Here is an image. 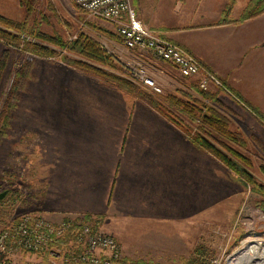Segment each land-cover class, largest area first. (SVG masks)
Listing matches in <instances>:
<instances>
[{
	"label": "crops",
	"instance_id": "1",
	"mask_svg": "<svg viewBox=\"0 0 264 264\" xmlns=\"http://www.w3.org/2000/svg\"><path fill=\"white\" fill-rule=\"evenodd\" d=\"M4 2L20 7L17 0ZM131 2L144 25L183 46L264 113V14L237 24H220L227 0ZM119 40V49L134 56ZM144 59L152 63L159 82L183 77L168 62L148 55ZM73 74L80 80L69 87L65 113H51L65 124L55 126L49 147L41 154L39 182L44 198L37 208L54 222L80 214L101 216V229L121 238V233L161 232L155 227L164 225V218L168 225L171 217L179 219L178 203L186 200V170L192 183L196 166L200 169L201 148L148 105L102 82Z\"/></svg>",
	"mask_w": 264,
	"mask_h": 264
},
{
	"label": "rangeland",
	"instance_id": "2",
	"mask_svg": "<svg viewBox=\"0 0 264 264\" xmlns=\"http://www.w3.org/2000/svg\"><path fill=\"white\" fill-rule=\"evenodd\" d=\"M1 1L0 14L5 13V16L18 21L26 20L28 24L37 26L44 33H57L67 40L74 38L78 31H82L114 54L122 65L133 60L131 52L126 53L119 49L122 46L114 24L107 20L87 19L75 0H32L34 10L29 15L20 5L19 8L6 6L4 0ZM246 2L247 0H236L232 17L239 16ZM40 44L59 54L33 56L12 49L6 57L0 77L1 113L17 70L24 66L28 59L32 61L30 79L24 88L20 87L22 91L18 95V100L11 103L8 127L0 139V193H4L0 198V232L25 212L41 213L37 207L42 204L44 193H41L44 186L42 187L39 182L43 175L39 162L41 154L44 149H48L55 134V126L62 128L65 124L64 120H57V116H51V113H65L64 101L69 93V87L76 79L80 80L73 72L84 76L86 80L102 82L98 77L89 76L67 65L60 56L63 52L54 45L47 42ZM1 50L0 43V52ZM132 53L138 55L137 52ZM63 54H67L69 58L84 60L73 52ZM95 65L120 74L132 82L122 69L117 71L98 63ZM192 80L177 76L172 82L165 83L160 79L162 92L158 94L182 90L199 99L200 97L191 89ZM175 83L176 85H173ZM105 86L114 88L107 84ZM227 95L229 96L228 93ZM227 95L226 98L217 96L222 106L213 103L212 105L229 119L231 129L240 131L245 137L246 150H240L250 156L252 161L250 172L257 181L264 184V173L259 168V165L264 163V153L254 140L257 138L264 143V125ZM4 113L6 114V111ZM184 120L185 124L189 125V121ZM201 152L200 169L198 170L196 166L195 176L192 173V183L189 181L190 171L186 170V200L178 203L179 219L171 217L168 225L164 218L162 220L164 225L155 227L162 230L158 231L159 233H121V238L118 234L104 231L120 244L122 260L141 258L155 264H186L183 258H188L197 244L208 246L214 251V256H219L232 249L238 240L242 239L246 230V233H252L251 230L261 231L262 233H254L264 235V211L256 205L257 196L252 193L251 185H244L210 153L203 149ZM83 215L86 214L79 216ZM148 229H151V226ZM0 264H51V262L49 257L34 252L11 250L6 253Z\"/></svg>",
	"mask_w": 264,
	"mask_h": 264
},
{
	"label": "trees",
	"instance_id": "3",
	"mask_svg": "<svg viewBox=\"0 0 264 264\" xmlns=\"http://www.w3.org/2000/svg\"><path fill=\"white\" fill-rule=\"evenodd\" d=\"M18 2L24 8L27 15L33 12L32 0H18ZM235 2L236 0H228L226 2L218 23L230 22L237 24L246 19L264 14V0H247L239 16L233 18L231 13ZM41 42L50 43L63 53L73 52L75 55L82 57L84 60L69 58L67 54L63 53L60 54L67 65L89 76L98 77L103 84L119 89L131 98L140 100L157 111L165 120L183 131L191 143L216 157L244 185H251L252 193L257 196L256 205L264 211V184L257 181L250 172V168L252 167L250 156L240 150H246L247 141L240 131L231 129L229 119L220 113L212 103L222 106L217 96L220 91L227 90L243 107L250 110L256 121L262 125H264V113L245 101L224 80L221 79L222 87H217L216 90H210V88L202 90L198 87L197 81L192 80L191 89L200 97L199 99L182 90H177L175 93L153 94L152 92H147L148 90L142 86L128 81L120 74L96 66L95 64L98 63L117 71L123 70L122 63L114 54L110 53L98 41L87 36L84 32L78 31L74 38L67 40L60 37L57 33H44L37 26L28 24L26 20L18 21L2 14H0V43L2 44L0 52V77L6 57L12 49L23 51L33 56H57L59 54L48 48V46L41 45ZM31 63L32 61L28 59L26 64L17 70L15 80L7 94L0 113V139L5 135L8 127L10 105L12 102L18 100V95L22 91L20 87L23 86L24 88L30 79ZM4 111H6V114ZM184 119L189 121V125L185 124ZM254 140L260 146L262 153H264V143H261L257 138ZM259 168L264 173V163H261ZM93 217L100 222L101 216L83 215L84 220ZM79 221L80 219L74 218L72 227L76 228ZM70 235L71 232L68 231L65 236L66 239ZM34 253L48 258L46 250ZM5 256L6 252H0V261ZM213 256L214 251L212 249L204 244H197L192 249L189 257L183 258V262L186 264H209V260ZM121 264L155 263H150L141 258L135 260L125 258Z\"/></svg>",
	"mask_w": 264,
	"mask_h": 264
},
{
	"label": "built area",
	"instance_id": "4",
	"mask_svg": "<svg viewBox=\"0 0 264 264\" xmlns=\"http://www.w3.org/2000/svg\"><path fill=\"white\" fill-rule=\"evenodd\" d=\"M75 3L87 19L112 22L124 48L138 53L123 64L125 76L135 84L152 93L162 92L161 83L152 73V63L144 59L148 55L174 65L181 76L193 78L202 90L222 87L221 79L195 55L144 25L131 0H75ZM76 218L80 221L73 228L74 218L54 222L39 212H25L0 232V252L46 250L51 264H119L122 251L118 241L101 229L95 217ZM68 231L71 235L66 239ZM251 231H244L232 249L212 257L209 264H264V235Z\"/></svg>",
	"mask_w": 264,
	"mask_h": 264
},
{
	"label": "water",
	"instance_id": "5",
	"mask_svg": "<svg viewBox=\"0 0 264 264\" xmlns=\"http://www.w3.org/2000/svg\"><path fill=\"white\" fill-rule=\"evenodd\" d=\"M4 193H0V198L3 196Z\"/></svg>",
	"mask_w": 264,
	"mask_h": 264
}]
</instances>
